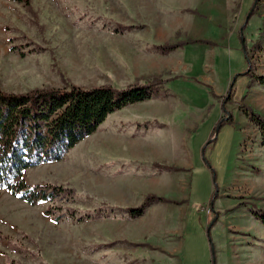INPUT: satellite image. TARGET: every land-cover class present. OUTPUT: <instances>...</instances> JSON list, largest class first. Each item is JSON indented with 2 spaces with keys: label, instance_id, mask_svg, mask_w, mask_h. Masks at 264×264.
<instances>
[{
  "label": "rangeland",
  "instance_id": "1",
  "mask_svg": "<svg viewBox=\"0 0 264 264\" xmlns=\"http://www.w3.org/2000/svg\"><path fill=\"white\" fill-rule=\"evenodd\" d=\"M154 77L174 97L117 112L26 171L64 189L55 203L0 190V264H264V147L240 109L264 117V0H0L2 91ZM147 195L180 204L123 212Z\"/></svg>",
  "mask_w": 264,
  "mask_h": 264
},
{
  "label": "trees",
  "instance_id": "2",
  "mask_svg": "<svg viewBox=\"0 0 264 264\" xmlns=\"http://www.w3.org/2000/svg\"><path fill=\"white\" fill-rule=\"evenodd\" d=\"M179 47L158 46L157 53L167 56ZM260 81L264 84V77ZM167 83L168 80L154 77L126 87L106 84L87 88L66 82L64 88L33 89L26 93L0 89V190L32 206L55 203L64 189L30 186L24 177L26 171L43 163L62 161L70 150L95 134L111 115L158 97H174ZM240 109L259 128L264 147V117L247 106ZM161 168L180 171L171 166ZM155 203L180 204L147 195L140 207L125 208L123 212L138 219ZM60 218L54 215L56 223Z\"/></svg>",
  "mask_w": 264,
  "mask_h": 264
},
{
  "label": "crops",
  "instance_id": "3",
  "mask_svg": "<svg viewBox=\"0 0 264 264\" xmlns=\"http://www.w3.org/2000/svg\"><path fill=\"white\" fill-rule=\"evenodd\" d=\"M151 144L153 145V143H151ZM191 167H192V163L189 161V157H188V161L186 163V168H184V169H186V171L190 172L192 170ZM189 172H183L184 179L182 181L178 182L177 187H176L177 191H180L182 193V197L183 198H187L188 197L187 193H188V189H189V181H190V178H191ZM177 174H179V173H177ZM157 205L156 206L154 205L155 207H152V209L149 211L148 220H149V218H151L153 216L154 211H156V210H159L158 215L162 214L160 217H163V212H164L165 209H167L168 206L165 205V204H159L158 206Z\"/></svg>",
  "mask_w": 264,
  "mask_h": 264
}]
</instances>
